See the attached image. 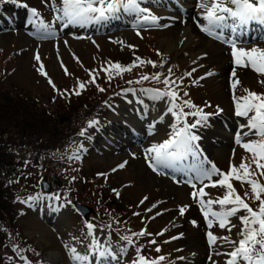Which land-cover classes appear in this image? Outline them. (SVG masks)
Listing matches in <instances>:
<instances>
[{"label": "rangeland", "instance_id": "1", "mask_svg": "<svg viewBox=\"0 0 264 264\" xmlns=\"http://www.w3.org/2000/svg\"><path fill=\"white\" fill-rule=\"evenodd\" d=\"M161 1L143 0L142 6L149 8L152 14L159 17L160 25H166L163 27L151 24L132 25L133 14L122 11L118 18L85 27L71 25L72 28L69 30L63 27L60 29L61 22L56 21L55 35L42 38L45 33L38 31L37 28L31 30L29 25H25L28 28H24L23 22L28 23L24 21L25 17L28 18L30 15L27 9L0 0V98L3 95L10 98L15 96L20 101L27 102L28 106L29 103H33L37 109L44 110L45 115L48 114L50 117L65 108L68 103H71L69 106L73 109V114L69 116V123L66 125L70 128L67 142L59 148L50 146L51 142L45 140V137L34 139L33 136H25L20 139L19 144L15 136L8 137L11 139V146L14 147V149L10 147L11 151L20 163L19 168L24 172V176L30 178L10 179L16 186L12 194L17 202L13 209L16 226L1 222L3 228L0 229V243L3 248L0 264H48L49 257L53 255L57 258V264H76L69 251L73 247L80 254L89 255L88 264H132L137 255L136 247H140L143 250L142 254L149 259L165 257L162 264H213V262L225 264L226 260H223L225 257L214 253L228 251V245L221 244L217 248L209 249L205 236L209 229L203 222L204 217L199 204L190 197L193 191L190 184L186 180L183 182L186 184L177 180L180 182V186H177L174 183L176 180L169 179V176L182 177L173 169L165 168L166 171L163 172L157 168L154 172L148 166L146 149L167 139L171 132L165 133L163 138L155 139L150 135V130H155L160 125L164 114H167L172 124L175 123V117L168 112L169 98H155L152 92L153 89L165 90L166 86L152 79L141 78L145 75L151 77L155 73H164L166 76L168 68H171L173 79H177L178 83V78L183 77L178 89L180 97L183 100H191L197 106L195 109L185 108V112L202 109L205 114H212L209 115V127H198L193 131L200 134L222 122L224 125L221 126L226 130V135L232 136L235 134V128L233 129L235 125H230L233 131L229 134V124L225 119L232 122L234 119L237 122L235 111L230 113L231 116L226 115L223 105L226 99L233 101V92L231 82L227 80L225 85L223 78H230L233 66L226 63L224 67L229 71L225 70L221 76L206 75L212 67L218 68L216 65L219 59L216 57L219 54L222 59L230 62L231 49L220 40L206 35L204 37L199 27L196 28L197 23L195 29L198 32L195 30L191 33L193 45L189 49H186L183 40L177 41L176 44L169 41L179 39L185 29L193 27L191 19L193 12L199 14L200 10L197 7L198 0H169L171 7L177 3L180 5V8L176 7V11L161 6ZM21 2L36 8L45 22L54 20L51 7L45 6L42 0ZM137 31H140V36L136 35ZM62 37H65V40H62ZM119 41L124 43L121 44ZM237 43L239 47L244 48L254 46L264 48V37L247 38ZM210 44L216 50L217 56L213 55L212 51L211 55L209 54ZM128 45L134 46V50ZM190 52L194 54L199 52L200 55L191 58ZM37 53L45 65L48 78L61 91L75 88L78 79L87 82L89 80L87 70H99L106 61L129 65L136 56H139L145 61L155 62L158 66L163 64L164 67L153 68L150 64H145L143 67L133 68L131 72H126L122 76H116L111 82L103 72L97 71L96 83L105 89L104 92L98 91L95 85L88 83L87 89L81 95L65 97L54 91L48 79L37 71L39 63L34 59ZM74 57H78L80 63H77ZM61 62L70 75H65ZM193 69L195 71H192ZM239 69L242 71L244 68ZM244 71L243 74H238L242 83L238 86L236 95L244 96L245 89L264 93V84L258 83L264 77L257 75L250 67ZM187 72H192V76H186ZM202 76L205 78L200 79ZM163 78L164 76L161 77ZM138 80L141 82L136 83ZM220 80L222 86L219 85ZM196 81L198 83H195ZM185 92L188 93L187 96L184 95ZM74 98L79 99L74 101ZM217 108L222 109L218 114ZM91 109V113L87 114ZM86 115L87 117H84ZM156 116L160 117L155 120L154 125H150ZM196 119L197 117L191 115L187 117L189 123L195 122ZM140 120L145 125L144 129L135 125L141 124ZM89 121L98 123L88 128ZM85 128L87 134L81 137L79 133ZM246 133L248 134L241 135V143L238 146L230 139L227 144L228 154L237 165L242 159L251 161L250 153L242 145L260 139L251 131ZM207 149L209 167L215 165L221 172H228L230 161L216 151V148ZM70 157L78 158L69 159ZM125 161L126 166L119 169L118 165ZM26 162H30L31 165L24 168ZM113 169L117 171L113 172ZM101 173L106 176L100 175ZM36 176L38 178L34 181ZM41 178L48 183L47 193L39 188ZM184 179L183 176L181 180ZM259 179L260 183H264V177ZM53 180L59 182V190L51 189L50 183ZM231 182L241 196L245 191L251 196L247 185L241 187L238 181ZM198 184L197 182V186ZM113 189L119 192V197ZM207 192L210 198H217L222 197L226 190L210 187ZM181 193L187 196V201L180 198ZM56 196L60 199L56 200ZM30 197L38 199L30 200ZM144 197L148 199L141 203ZM73 202L85 205L91 211L82 218L72 207ZM247 202L254 209L258 207V202L254 203L252 200ZM183 205L189 207L185 215L180 216L178 208ZM193 220L196 221L195 226L191 223ZM88 222L96 225V235L102 244L110 245L111 250L116 253L124 247L127 255H119L118 261L108 259L100 261L89 254L88 248L92 238L87 235ZM145 228L151 235L133 237L135 246H127L121 239L122 236H133ZM10 229L15 231L11 233ZM100 229H103V232ZM210 230L217 236L227 235L226 230L218 227ZM161 232L163 234L158 235ZM181 234L182 238L172 239ZM192 235H195L194 239L200 243V248L192 250L195 254L189 255L188 259L186 254L189 247L186 246V242ZM21 237L23 238L17 242ZM149 240H155L156 244H150ZM157 247L160 248V252L155 250ZM180 257L185 259H179Z\"/></svg>", "mask_w": 264, "mask_h": 264}, {"label": "snow or ice", "instance_id": "2", "mask_svg": "<svg viewBox=\"0 0 264 264\" xmlns=\"http://www.w3.org/2000/svg\"><path fill=\"white\" fill-rule=\"evenodd\" d=\"M2 2L27 9L30 14L29 23L36 26L38 31L45 33L42 38H47L48 35H55L54 26L56 21L62 22L63 27L71 25L85 27L93 23L106 22L109 19L118 18V14L122 11L126 14L135 15L139 26L145 24L158 27L166 26L160 25V18L152 14L149 8L142 6L143 0H42V3L45 6H50L54 13V20L51 22H45L36 8L22 3L21 0H2ZM197 7L200 12L199 19L195 22L200 31L228 44L231 49L230 55L233 67L230 72V87L235 103V115L247 118L248 123L245 127L253 134L259 136L260 139L242 145L250 153L251 161L242 159L239 165H231L230 170L226 173L221 172L215 165H212L211 168H206L204 166L205 161L199 159L200 145L198 141L202 137L193 130L198 127H209V115L212 114H205L202 109H197L195 112H185V108L195 109L197 106L191 100H183L180 97L178 89L182 84L183 77L178 78V83L177 79H173L172 69L168 68L166 76L164 73H155L151 77L145 75L141 78V80L152 79L166 86L165 90L153 89L152 92L155 98H169L170 107L168 112L175 117V123L171 125L172 131L168 134V138L146 149V159L149 161L148 166L154 172L157 171V166H161L181 172L189 177L187 183L193 189L190 197L199 204L206 228L209 229V231H206L209 249L217 248L221 244H226L229 247L226 252L216 251L214 253L215 255L225 256L227 258L225 264H264V183H260L259 179L264 177V93L245 89L244 96L236 95V90L242 83L237 75L238 68L250 67L257 75L264 77V48L256 46L244 48L239 47L237 44V39L245 34L251 25L255 24L264 27V0H198ZM201 20L204 21L203 24L200 23ZM225 33H228V36ZM136 35L140 36V31H137ZM76 38L80 39L81 37ZM113 43H117V41H113ZM119 43L123 44L124 42L119 41ZM128 47L134 50V46L128 45ZM157 55H160V53H157ZM34 59L39 63L37 71L40 75L48 79V83L53 87L54 91L61 93L65 97L81 95L87 89L88 83L95 85L98 91L104 92L105 89L99 87L96 83L98 79L97 71L103 72L108 81L111 82L116 76H122L126 72H131L133 68L143 67L145 64H150L153 68L164 67L163 64L158 66L155 62L151 60L145 61L139 56H136L129 65L106 61L99 70H87L89 76L87 82L78 79L75 88L61 91L48 78V73L45 71V65L41 62L39 53L34 56ZM74 59H76L77 63H80L78 57H74ZM61 68H63L65 75H70L63 62H61ZM192 71H195V69ZM185 75L191 77L192 72H187ZM206 75L211 76L214 73L209 71ZM162 76H164L163 79H161ZM204 78V76L200 77V79ZM140 82L139 80L136 81V83ZM195 83H198V81ZM258 83L264 84V79L258 81ZM184 95L187 96L188 93L185 92ZM221 111L222 109L217 108V114ZM189 115L197 117L195 122L189 123L187 121ZM96 123L98 122L89 121L88 128L94 127ZM86 134L87 129H81L79 135L84 137ZM244 134L247 135L248 133ZM236 143H241L239 134L236 136ZM72 158L78 157H70L69 159ZM126 164L127 161L118 165V168L123 169ZM253 165L255 166L254 169ZM112 171L115 172L117 169ZM100 175L106 176L103 173ZM213 176L222 178L213 181ZM233 180L238 181L241 187L247 185L251 191V196L248 191H245L244 195L241 196L231 182ZM206 181H211V183H206ZM197 182L200 185L199 187H197ZM217 186L225 189V194L215 199H205V197H210V194L205 189ZM113 191L119 197V192L115 189ZM29 199L38 198L30 197ZM55 199L59 200L60 197L56 196ZM147 199L148 197H144L141 203ZM248 200H252L254 203L258 202V207L254 209L247 202ZM69 203L71 202L69 201ZM214 205L218 206V208L214 209ZM188 207V205L180 206L178 208L179 215L184 216ZM151 210L148 209V211ZM79 211L82 212V210ZM239 213H243V215H239ZM161 214L157 213V215ZM134 215H138V213H134ZM234 221H238V223ZM191 223L194 226L196 225L194 220ZM214 227L226 230L231 235L217 236L210 230ZM86 229L87 235L92 238L88 248L89 254L100 261L105 259L118 261L120 259V256L111 250L110 245L106 246L101 243L100 238L96 235V225L88 222L86 223ZM234 229L235 232H233ZM100 231L103 232V229H100ZM162 234L163 232L158 233V235ZM150 235L151 233H148L145 228L138 233H134L133 236H122L121 239L126 242L127 246H135L133 237ZM182 235L172 237V239H180ZM148 242L156 244L155 240H149ZM155 250L160 252L159 247ZM69 251L72 253V259L76 264H88L89 255L80 254L74 247L70 248ZM125 251L126 248L120 249L121 254ZM142 251L140 247H136L137 255L132 264H162L165 260L163 256L149 259L142 254ZM211 258L212 253L210 251L209 259L211 260ZM179 259L183 260L185 258L180 257Z\"/></svg>", "mask_w": 264, "mask_h": 264}, {"label": "trees", "instance_id": "3", "mask_svg": "<svg viewBox=\"0 0 264 264\" xmlns=\"http://www.w3.org/2000/svg\"><path fill=\"white\" fill-rule=\"evenodd\" d=\"M79 98H74V101H78ZM26 103L25 101H20V99L15 96L10 98L3 95L0 98V229L3 228L1 222H5V225L16 226L14 224L15 214L13 213V209H15L17 202H15V199L12 197L16 186L10 179L15 177H18L19 180H21V178H30L24 176V172L19 168L20 163L11 151L10 147H12V149H14V147L11 146V139L8 137L15 136L18 144L20 139L25 136H33L34 139L45 137V140L51 142V144H49L50 146L52 145L55 148H59L64 142H67V135L70 130L66 125L69 123V116L73 114L72 106H69L71 103H68V105L60 111L55 112L52 117L48 114L45 115V111L37 109L33 103H29L32 107L28 106ZM91 111L92 109L87 111V114H90ZM84 117H87V115ZM63 127H65V129H62ZM30 165V162H26L24 168ZM19 172H21V174H19ZM37 178L38 176H36L34 181L37 180ZM50 186L52 190H59L60 184L56 180H53ZM54 194H56V191ZM10 211H12L13 214L10 213ZM14 231L11 230V233ZM22 238L23 237L19 238L17 242ZM2 248V244L0 243V255Z\"/></svg>", "mask_w": 264, "mask_h": 264}, {"label": "bare ground", "instance_id": "4", "mask_svg": "<svg viewBox=\"0 0 264 264\" xmlns=\"http://www.w3.org/2000/svg\"><path fill=\"white\" fill-rule=\"evenodd\" d=\"M175 7V5L172 7V8H174ZM191 19H192V25H193V27L191 26H189L190 28H188V29H185L184 30V32L183 33H181V36L179 37V39H176V40H169V41H171L172 43H174V44H176L177 43V41H179V40H183V43H184V45L186 46V49H189L190 48V46H192L193 45V38H192V36H191V33H194L195 32V30H196V32H198L197 31V29H195V25H196V20L197 19H199V14H196V12H193V17H191ZM189 21H190V19H189ZM200 23H204V21H200ZM133 24H137V19H136V16L135 15H133V22H132V25ZM117 25V24H116ZM34 26V25H33ZM29 27V29H31V30H33V28L32 27H30V26H28ZM27 26H25L24 28H28ZM35 27V26H34ZM62 26V22H61V26H60V29H63V28H65V30H69L70 28H72L71 26H68V27H63ZM196 28H198L197 26H196ZM228 34V33H227ZM264 36V27H260V26H258V25H255V24H253V25H251L250 27H249V29H248V31L245 33V34H243L242 36H240L237 40H239V39H244V38H257V37H263ZM62 40H65V37H62ZM26 42L28 41V40H25ZM216 43V42H215ZM217 44V43H216ZM219 45V44H218ZM210 46V55H211V51H212V53H213V55H215V56H217L216 54H217V52H216V50L215 49H213L212 48V46H211V44L209 45ZM220 46V45H219ZM217 48V47H216ZM189 55L191 56V58H194L195 56H199L200 55V53L199 52H197L196 54H194V53H189ZM222 56L219 54L217 57H216V59H219V60H217L218 61V64L216 65V66H218V68H211L209 71H211V72H213L214 74H219V76H221L222 74H223V72H225V70H227V72L229 71L228 69H226L227 67H224V65L226 64V63H228V65H232L233 66V63H232V59H230V62H227L225 59H222L221 58ZM229 66V67H230ZM246 68H244L242 71L238 68L237 69V75L238 74H243L245 71ZM208 71V72H209ZM212 76V75H211ZM239 77V76H238ZM230 81L231 82V80H230V78H227L226 77V79L225 78H223V81H224V83H225V85H227V83H226V81ZM219 85H223V83H222V81L220 80V82H219ZM223 110L225 111V114L226 115H230L231 116V114L230 113H232V111H235V103H234V101H228L227 99L226 100H224V105H223ZM155 113V112H154ZM166 113V112H165ZM160 116H156L154 119H153V121L150 123V125H154V123H155V120L156 119H158ZM236 118H237V122L236 121H234V119H233V122L232 121H228L227 119H225L226 121H227V124H229V134H231L232 133V131H233V129L235 128V134L234 135H232V136H229V135H226V130H224L223 129V127L221 126V124H217L214 128H211L210 130L208 129H206L204 132H200V134H198V135H200L201 137H202V139L200 140V141H198V143H199V145H201V150H200V157H199V159H202V160H204L205 161V164H204V166L206 167V168H210L209 167V164H208V161L206 160V157H207V154L209 153L208 152V149L207 148H216L217 150L216 151H219V153H221V155L222 156H224L228 161H230V166L231 165H237L235 162H234V159H232L231 158V156L228 154V150H227V144L229 143V139L230 140H234L235 142H236V136H237V134H239L240 135V137H242L241 135L243 134V133H246V132H248V131H250L248 128H246L245 127V125L248 123V120H247V118H244V117H237L236 116ZM161 120H162V122L160 123V125L157 127V128H155V130H153V129H151L150 130V135L151 136H154L155 137V139L156 138H163L164 137V134L165 133H168V132H170V131H172V128H171V125H172V121H171V119L170 118H168L167 117V114H164L162 117H161ZM224 120V121H225ZM142 120H140V123L141 124H135V125H137V126H139L141 129H144V127H145V125H143L142 124ZM232 124H234L235 126H233V129H230V125H232ZM237 145L236 146H238V143H236ZM162 171L164 172V171H166V169L165 168H162ZM175 173H181V172H176L175 171ZM172 173H169V175H171ZM153 177H155L156 179L157 178H159L158 176H154V175H152ZM219 179H221V178H218V177H216V176H213V178H212V180L213 181H215V180H219ZM158 180H162L161 178H159ZM174 180H176V182H174L177 186H180V182H177V180H179V179H174ZM164 180H162V182H163ZM180 181V180H179ZM206 183H211V181H206ZM173 184V183H172ZM200 185L198 184V186L197 187H199ZM217 187H219V186H217ZM208 188H210V187H208ZM208 188H206L205 189V191L207 192V189ZM185 189H187L186 187H185ZM187 196L185 195V194H183V193H181L180 194V198L183 200V201H187V198H186ZM208 198H210V197H205V199H208ZM213 199H215L214 197H212ZM214 207V209H216V208H218V206H216V205H214L213 206ZM191 215H192V213H191ZM195 215V214H194ZM236 223H238V221H236ZM197 228V227H196ZM233 232H235V229L233 230ZM226 233H227V231H226ZM227 235H231V234H229V233H227ZM194 237H195V235H192L190 238H189V240L186 242L187 243V245L186 246H188L189 247V251H188V253L186 254V257H188V259L190 258V256H193V254H195V252H193L194 250H199V248H200V243L198 242V240H196V239H194ZM195 240V241H194ZM194 241V242H193ZM227 248V247H226ZM228 250H229V247L227 248ZM193 250V251H192ZM199 252V251H198ZM190 255V256H189ZM222 257H225V256H223V255H221ZM227 258L225 257V258H223V260L225 261ZM96 261H98V260H96ZM95 261V262H96ZM57 262V258H56V256H51V257H49V260L47 261V263L48 264H57L56 263ZM99 263H100V261H99Z\"/></svg>", "mask_w": 264, "mask_h": 264}, {"label": "water", "instance_id": "5", "mask_svg": "<svg viewBox=\"0 0 264 264\" xmlns=\"http://www.w3.org/2000/svg\"><path fill=\"white\" fill-rule=\"evenodd\" d=\"M39 188L44 193H47L49 191L48 183L43 178L39 180ZM73 207L82 218H84L91 211L87 206H83L77 202H73ZM79 210H82V212Z\"/></svg>", "mask_w": 264, "mask_h": 264}]
</instances>
